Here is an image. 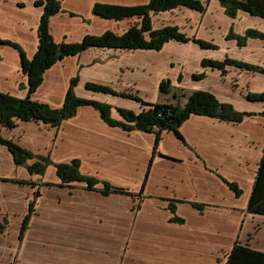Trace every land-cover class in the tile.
Instances as JSON below:
<instances>
[{
  "label": "crops",
  "instance_id": "crops-1",
  "mask_svg": "<svg viewBox=\"0 0 264 264\" xmlns=\"http://www.w3.org/2000/svg\"><path fill=\"white\" fill-rule=\"evenodd\" d=\"M97 1L133 6L150 0H60V11L50 19L54 40L79 42L87 34L114 31L112 21L129 19L99 17L93 13ZM35 3L0 0V39L19 43L29 59L39 46L44 10ZM211 6L220 11L209 12L203 29L207 34L205 28H210L211 37L205 39L222 40L225 34L217 33L219 23L234 19L224 15L218 0H211ZM191 14L197 18V11ZM241 19L242 29L238 24L236 28L239 34L250 27L264 31L263 17L243 12ZM127 29L114 32L122 34ZM217 44V48H206L171 40L160 51L91 47L66 55L46 70L31 96L53 108L63 105L76 75V94L111 104L116 120H124L119 107L139 112L147 106L127 96L89 89L88 82L117 92H135L147 103L184 105L186 96L170 98L160 92V83L170 78L177 91H209L219 101L254 115L234 123L193 114L180 126L183 138L172 129L160 130L158 137L157 130L111 125L93 105L79 106L75 115L57 127L18 119L13 128H2L5 138L50 156L53 164L43 175L32 174L25 165H17L0 143V221L9 216L0 234L5 243L0 247V264H226L237 241L264 252V225L251 235L259 222L264 223V215L247 211L264 153V101H251L247 95L264 89V71L236 65H227L223 71L202 64L204 58L231 57L264 65V39L250 37L244 46L236 39ZM21 64L19 50L0 42V91L19 98L28 95L29 78ZM196 73L205 75L195 79ZM73 159H79L83 175L99 180L97 189L78 181L61 185L55 164ZM6 161L10 171L4 168ZM3 178L30 180L35 186ZM104 181L131 194H103L99 189ZM226 181L237 183L243 193L237 196ZM24 187H38L39 194H24ZM172 200H177L176 214L184 221L173 220ZM31 201L34 212L19 239ZM195 202L207 207L201 210ZM14 216L18 223L12 231Z\"/></svg>",
  "mask_w": 264,
  "mask_h": 264
},
{
  "label": "trees",
  "instance_id": "trees-1",
  "mask_svg": "<svg viewBox=\"0 0 264 264\" xmlns=\"http://www.w3.org/2000/svg\"><path fill=\"white\" fill-rule=\"evenodd\" d=\"M224 6L225 14L231 18H235L239 11H245L253 16L264 18V0H219ZM60 0H36L37 6H43V15L39 22V46L34 56L29 59L19 43L0 39L1 43L16 47L22 60V69L28 75V95L24 98L4 93L0 91V143L6 146L12 153V158L17 165H25L30 173L43 175L47 168L53 164L50 156L45 154H36L20 144L15 139L5 138L2 134V128H13L17 125V120L44 122L54 127L60 126L63 120L71 118L78 111L79 106L93 105L100 111L101 116L111 125H119L127 130L139 128L143 131L162 129H172L179 137L183 138L179 132L181 124L193 114H204L205 116L216 117L224 121L241 122L246 116H252L254 113L250 111H238L233 104L221 102L219 98L212 92L204 90H196L192 93L182 91L180 94H175L176 98L186 96L187 99L184 105L180 103H147L142 100V97L135 92H117L109 86L99 85L94 82H88L87 88L97 90V92H108L127 96L134 100L142 102L146 105L143 110L136 112L131 109L119 107V114L124 118L123 121L116 120L111 116L112 106L109 103L96 101V99L82 98L75 92V86L79 81V76L76 75L70 81V87L65 96L64 103L59 108H53L50 104L40 101H35L31 95L37 91L44 80L45 72L48 68L55 65L59 60L66 55H75L81 51L91 47L98 48H122V49H156L162 50L164 45L171 41L187 42L193 41L202 47L216 48V44L208 42L205 39L191 37L190 35L180 31L175 25H166L162 28H153L151 12H162L173 8L187 6L203 12L206 4L202 0H150L147 4L139 5H114V3H102L97 1L93 5V13L101 18H114V20H122L124 18L132 19L140 18L138 22H134L122 34H118L113 30H107L101 35L87 34L79 42H57L52 36L50 29V19L55 16L61 8ZM264 38V32L248 28L243 35L237 34L233 26L228 34V38H235L239 46H244L247 39ZM202 64L211 67L220 68L225 71L227 65H236V67L251 69V71H264V65L251 64L250 62L239 61L231 57L224 60L203 59ZM204 73H196L193 75L195 79L202 78ZM181 78V77H180ZM170 78L164 79L160 85L161 93H168L172 87ZM248 98L251 101H264V89L261 92L248 93ZM264 115V110L261 112ZM170 118L172 122L167 121ZM29 160H33L29 162ZM57 168V176L61 179V185H68L71 182H84L89 188L97 189L96 186L99 180L92 176L83 175L80 170L79 159H73L71 162H60L55 164ZM4 181H14L19 184H32L30 180H18L3 178ZM237 196L243 193V190L237 183L226 181ZM103 194L124 193L131 194L121 187L111 185L104 181L103 187L99 189ZM39 192L36 191L35 195ZM176 201H171V211L174 214V221H184L183 218L176 214ZM34 201L29 205V212L23 218L19 239H22L27 228L29 219L34 212ZM197 208L203 210L207 206L201 203H194ZM247 211L251 214L264 215V153L258 165L257 176L254 180L252 193L249 198ZM8 221L4 218L0 221V234L4 233ZM226 264H264V252L254 249L246 244L237 241L228 254Z\"/></svg>",
  "mask_w": 264,
  "mask_h": 264
},
{
  "label": "rangeland",
  "instance_id": "rangeland-1",
  "mask_svg": "<svg viewBox=\"0 0 264 264\" xmlns=\"http://www.w3.org/2000/svg\"><path fill=\"white\" fill-rule=\"evenodd\" d=\"M204 2L206 4V7H205V10L203 12L195 10V9L191 10V8H189L187 6H181V7H177V8L175 7L173 9H170V10H167V11L154 12L153 14L151 12L153 28H159V27L162 28V27H164L166 25H175V26H177L180 29V31L190 35L191 37H195L196 36V37L201 38V39H205V37L207 38V36L211 37V35H210L211 31L209 30L210 28H208V29L205 28V30L207 31V34H206L204 29H203V25H204L205 21H207V18L210 16L209 12L212 11V10L220 11V8L217 9V7H215V6H213V7L211 6L209 8L211 0H205ZM218 2L220 4V6H222V3L219 0H218ZM222 8H223V10H222ZM222 8H221V10L224 11L223 13H224V15H226L225 14V10H224L225 7L222 6ZM207 9H208V11H207ZM187 10H189V11H187ZM192 11L193 12L197 11V18H194L193 14H191ZM239 12H241V11H239ZM239 12H238V14H239ZM243 12H245V11H243ZM243 12L240 14V17H238V14H237L236 17L240 18V21H238V23L236 22V24H235L236 17L232 18V19H234V21H231V22H229L228 19H225V18H224L225 20L221 19L222 22L219 23L220 25H218L219 28H217L218 29L217 33L220 34V32L222 30V32L225 34V35H223V39H225L226 41H229V40L233 39V38H231V39L228 38V34H229L230 30H231V26H233V29H234L235 32H236V28H238L237 24L239 25V29H242L244 22L241 21L242 20L241 16H242ZM226 16L229 17L228 15H226ZM229 18H231V17H229ZM139 20H140V18L137 17V18L127 19L126 21L119 22V23H114V21H112L111 23H112V26L114 28V31L121 32L126 27H130L134 22H138ZM250 28H252V27H250ZM208 30H209V32H208ZM246 30H245V32H246ZM257 30H259V29H257ZM222 32H221V34H222ZM262 32H264V31H262ZM236 33L239 34V32H236ZM244 33H242V34L240 33L239 35H243ZM223 39L222 40L221 39L218 40V38H217V39H215V41L214 40L213 41L206 40V39L205 40L208 41V42H212V43L216 44V48H217L218 47L217 43H219L220 41L222 42ZM262 39H264V38H262ZM189 41H187V42H189ZM177 42H179V41H177ZM187 42H180V43H187ZM190 42H193V41H190ZM193 43H195V42H193ZM181 92L182 91L179 90V88H178V91L175 90L174 86L172 85L170 92L166 93V95H168L170 98H173V96L176 93L180 94ZM179 98H181V97H179ZM4 168H5L6 171H10V169H11V167L8 166V162L7 161L4 164ZM10 179H12V178H10ZM4 182H10V180L9 181H4ZM22 186H25V185L22 184ZM37 189L39 190L38 187H35V188L31 187V189L28 190L27 187H24V194L35 195V192L38 191ZM13 192H14V190H13ZM8 217L9 216L6 215V217H4V218H8ZM17 218L18 217L13 218L11 220V222H10V225H11L10 227L12 228V231L16 229V225L18 223L17 222ZM263 225H264V223L259 222V224L256 227L255 232L253 234H251V235H254L256 232H258L259 229L262 228ZM254 236H251V237H254ZM4 245H5V243L3 241H0V247H4Z\"/></svg>",
  "mask_w": 264,
  "mask_h": 264
},
{
  "label": "water",
  "instance_id": "water-1",
  "mask_svg": "<svg viewBox=\"0 0 264 264\" xmlns=\"http://www.w3.org/2000/svg\"><path fill=\"white\" fill-rule=\"evenodd\" d=\"M167 121L172 122L170 118H167Z\"/></svg>",
  "mask_w": 264,
  "mask_h": 264
}]
</instances>
